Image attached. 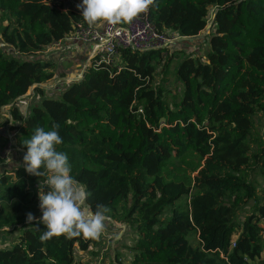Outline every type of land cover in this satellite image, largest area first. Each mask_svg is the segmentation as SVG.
<instances>
[{
	"label": "trees",
	"instance_id": "trees-1",
	"mask_svg": "<svg viewBox=\"0 0 264 264\" xmlns=\"http://www.w3.org/2000/svg\"><path fill=\"white\" fill-rule=\"evenodd\" d=\"M156 2L150 19L184 36L198 35L216 7L205 56L183 53L175 68L183 83L178 98L170 101L162 81L154 83L168 47H123L120 66L92 59L60 96L43 93L24 114L19 99L56 74L53 60L33 54L86 21L77 6L55 0H0L7 20L0 35L19 52L0 43V128L10 106L27 152L23 141L36 126L59 125L57 151L68 155L93 210L104 205L106 215L134 229L132 257L120 264H264V136L255 135L256 115L264 112V0ZM251 162L262 181L243 178ZM41 179L0 173V229L18 226L14 242L0 246V264H85L76 246L87 250L96 240L42 243L46 226L26 223V214L38 211ZM249 200L241 224V204Z\"/></svg>",
	"mask_w": 264,
	"mask_h": 264
},
{
	"label": "clouds",
	"instance_id": "clouds-1",
	"mask_svg": "<svg viewBox=\"0 0 264 264\" xmlns=\"http://www.w3.org/2000/svg\"><path fill=\"white\" fill-rule=\"evenodd\" d=\"M150 6L159 7L156 0H82L77 8L90 26L101 21L114 26L131 24L140 14L147 13ZM58 129L59 125L48 131L36 126L31 138L23 141L27 147L23 156L25 170L42 178L38 192L42 216L28 212L26 223L35 221L46 226L39 236L42 243L60 236L71 239L82 235L85 240H99L109 209L97 205L93 210L88 203L91 193L70 174L68 155L57 151L56 146L63 143ZM45 185L50 189L47 192Z\"/></svg>",
	"mask_w": 264,
	"mask_h": 264
},
{
	"label": "rangeland",
	"instance_id": "rangeland-1",
	"mask_svg": "<svg viewBox=\"0 0 264 264\" xmlns=\"http://www.w3.org/2000/svg\"><path fill=\"white\" fill-rule=\"evenodd\" d=\"M55 1L62 3L66 7L76 6L77 4V0ZM215 8V6H211L208 14L207 26L198 35L194 37H184V35L179 33L180 37L176 39L174 43L172 41V43L168 45L169 47L168 51L165 53V59L156 64L154 83L162 81V85L164 89L167 90L168 99L170 101H173L181 95L183 83L177 79L175 75V68L181 61L182 54L192 53L196 56L204 57V54L210 47L211 34L215 31L213 22ZM6 21L7 20L4 19L0 13V28L4 23H6ZM176 36H178V34ZM0 43L7 51L19 54L15 48L3 42L1 35ZM176 51H179L180 54H173ZM41 53V51L37 52L33 54L32 57H41ZM169 54H171L173 59L171 61H166ZM88 64H90V62ZM59 68V64L54 66L56 71H58ZM67 77L69 78L67 82H71L73 80L71 74L67 75ZM29 95L30 94H27L22 99H19V105L21 109L24 110V113H27L30 110ZM8 107L10 108V106ZM8 107L3 108L2 120L5 124L0 128V173L8 172L11 175L16 176L19 172H27L23 161V156L26 151H24L17 143L18 130L14 127L15 122L12 119V114L10 113ZM26 107H28L29 110ZM255 133V135L258 136H264V112H260L256 115ZM250 164L251 166L243 168V178L256 176L259 181H262V176L252 170L254 163L251 162ZM187 171L190 172V169ZM196 173L197 172H195V174ZM40 181L41 180L37 181L38 186L36 191L38 192ZM79 184L84 187V185L80 182ZM44 190L47 192L50 189L47 185H45ZM39 203V197H37L34 205L37 204L38 211L36 212V210H34L31 212L35 216L42 215ZM241 205L244 206V208L239 212V221L241 224H244L245 215L251 210L253 200H249V202L245 201ZM107 216L108 219L105 221V229L99 240L92 243L87 250H82L76 246V255L80 260H83L85 264H120V262L126 263L132 257V251L130 248L133 246L136 238L133 227L124 221L117 220L109 215ZM15 227L18 226H16V224H10L5 226L6 229H0V246H9L12 242H14L18 235V231H12ZM189 238L195 245L198 243V235L196 233L190 235ZM262 258H264V252L261 259Z\"/></svg>",
	"mask_w": 264,
	"mask_h": 264
},
{
	"label": "built area",
	"instance_id": "built-area-1",
	"mask_svg": "<svg viewBox=\"0 0 264 264\" xmlns=\"http://www.w3.org/2000/svg\"><path fill=\"white\" fill-rule=\"evenodd\" d=\"M65 37L69 40L90 43L94 52L92 59L95 63L120 66L118 61L123 47L141 51L169 47L168 45L172 41L174 43L180 35L174 29H159L147 12L140 14L131 24L122 23L113 26L106 22H97L90 26L87 22L79 23ZM79 76L81 75L77 77Z\"/></svg>",
	"mask_w": 264,
	"mask_h": 264
},
{
	"label": "crops",
	"instance_id": "crops-1",
	"mask_svg": "<svg viewBox=\"0 0 264 264\" xmlns=\"http://www.w3.org/2000/svg\"><path fill=\"white\" fill-rule=\"evenodd\" d=\"M78 4L79 2L77 1L76 6ZM41 52V57L53 60L56 63L55 65L59 64L60 68L58 71L55 70L56 74L51 80L41 84L42 88L39 89L33 86L32 89L20 98L22 99L25 95L30 94V107L41 101L43 93L45 95H61L63 89L70 83L67 82L69 79L67 75L71 74L72 79H75L78 75H82L84 68L94 55L90 43L69 40L66 37L50 43ZM26 108L28 109V107Z\"/></svg>",
	"mask_w": 264,
	"mask_h": 264
},
{
	"label": "water",
	"instance_id": "water-1",
	"mask_svg": "<svg viewBox=\"0 0 264 264\" xmlns=\"http://www.w3.org/2000/svg\"><path fill=\"white\" fill-rule=\"evenodd\" d=\"M185 37V36H184ZM189 37V36H188ZM85 69V68H84ZM84 71V70H83ZM83 74V73H82ZM82 76V75H81ZM81 76H79V78L81 77ZM78 78V77H77Z\"/></svg>",
	"mask_w": 264,
	"mask_h": 264
}]
</instances>
